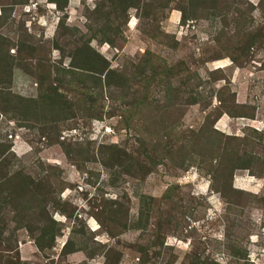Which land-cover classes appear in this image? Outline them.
Instances as JSON below:
<instances>
[{"label":"rangeland","instance_id":"obj_1","mask_svg":"<svg viewBox=\"0 0 264 264\" xmlns=\"http://www.w3.org/2000/svg\"><path fill=\"white\" fill-rule=\"evenodd\" d=\"M133 1L0 0V264H264V0Z\"/></svg>","mask_w":264,"mask_h":264},{"label":"trees","instance_id":"obj_2","mask_svg":"<svg viewBox=\"0 0 264 264\" xmlns=\"http://www.w3.org/2000/svg\"><path fill=\"white\" fill-rule=\"evenodd\" d=\"M52 2H55L59 5V9H63L65 4L67 3V0H51ZM58 1V2H57ZM117 1V5L118 6H122V11H125V9H127V7H130L133 5L134 1L133 0H116ZM213 1V5L212 7H215V0H211ZM62 3V4H61ZM184 14V13H183ZM183 16V15H182ZM254 41V38H252L251 40H249L247 43H244V45L242 46V53L243 55L247 53L248 49L252 46ZM104 64H105V71L107 74L112 73V70L109 68L110 64L106 59H102ZM232 60L235 62L236 58H232ZM43 100L44 99H49V106L54 108V103H52V97L50 95H47L46 93L40 96ZM66 101H64L65 103ZM32 103H37L35 100H32ZM231 112V111H228ZM60 145L63 147L64 146L60 143ZM2 153V152H1ZM0 153V155H1ZM65 154L68 156V152L65 151ZM234 169V167H233ZM2 173V169L0 168V174ZM232 173V171L230 172ZM0 193L3 195V199H12L10 197L12 196H16V197H20L21 195H25L23 193V191H26L24 188L26 185L25 184V176H23L21 173H15V174H11L8 175L7 177H3L0 178ZM24 180V181H23ZM235 186V185H234ZM243 189V188H241ZM220 191V190H219ZM222 193V192H221ZM224 195V194H223ZM25 201L21 202V206L23 208V211L25 210ZM36 206L38 208H40V210L42 211L41 214L45 213V206L41 203H37ZM35 206V207H36ZM33 207V206H32ZM48 226H45L43 228H40V237L36 238V245L40 248L43 249L44 247H48V246H52L53 245V241L55 238L56 234H53L54 232V226H55V221H53L51 218H48ZM24 227H26L27 229H29V231H31L30 226L25 225ZM48 238V243L45 242V239ZM69 244V241L64 242V244L61 247V252L62 253H67L66 252V248Z\"/></svg>","mask_w":264,"mask_h":264}]
</instances>
